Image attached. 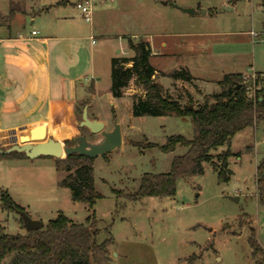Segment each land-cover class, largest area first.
I'll return each instance as SVG.
<instances>
[{
    "label": "rangeland",
    "instance_id": "374dc122",
    "mask_svg": "<svg viewBox=\"0 0 264 264\" xmlns=\"http://www.w3.org/2000/svg\"><path fill=\"white\" fill-rule=\"evenodd\" d=\"M61 1L68 4L55 6ZM80 1L0 0V15L14 10L26 23L28 15L39 13L42 17L44 8L52 6L51 16L68 14L86 33L89 25L75 8ZM166 2L92 0V24L101 21L103 30L93 33V47L89 41L77 42L82 64L89 61L90 51L94 56V76L85 70L79 83L88 86L94 79V92L88 99L97 114L95 120L104 124L105 131L119 125L122 135L120 148L92 159L94 186L101 196L94 207L72 202L69 190L58 186L66 172L57 169L51 158L0 159V191H6L29 218L43 225L59 214L75 224H85L94 213L100 231L97 241L106 239V232L113 240L108 247L109 264H264L260 258H251L247 242L252 230L264 251V204L257 200L255 185L256 168L264 158V124L246 128L232 138L226 181L216 168L217 156L227 149L223 146L211 151V161L203 164V175L177 181L174 197L126 199L137 191L144 174L168 173L172 159L185 153L181 147L163 153L160 147L169 137H193L188 117H133V98H144L135 80L128 85V97L110 96V62L132 55L126 47L128 39L146 41L160 54L150 59V65L157 71L154 81L167 92L175 93L174 85H170L175 81L169 75L180 66L190 68L198 77L197 82L185 84L191 97L184 100L183 107L190 101L188 107L197 108L206 97L219 93L218 83L225 75L241 73L246 82H254L257 75L264 78V43L253 42L249 35L264 36V0H170L171 6ZM191 6L197 9L192 16L178 9ZM223 7L231 11H221ZM205 10L208 15L200 16ZM177 90L182 93V88ZM21 135V131L11 134L0 147L19 143ZM76 136L91 142L99 137L84 128H76ZM46 138L55 140L43 136ZM149 144L154 147H147ZM235 198L237 202L232 201ZM0 228L7 235L26 233L16 213L1 209Z\"/></svg>",
    "mask_w": 264,
    "mask_h": 264
},
{
    "label": "trees",
    "instance_id": "16d2710c",
    "mask_svg": "<svg viewBox=\"0 0 264 264\" xmlns=\"http://www.w3.org/2000/svg\"><path fill=\"white\" fill-rule=\"evenodd\" d=\"M63 2H61L62 4ZM213 11L211 14H214ZM12 10L7 16H1L2 22L11 20ZM133 57L115 58L110 62V93L120 99L132 80L141 87L144 98H133L131 112L133 117H188L193 126V137L187 140L182 136H171L160 147L163 153H171L176 147L185 149V153L172 159L170 171L165 174H144L136 192L126 196L129 201H138L146 197L172 198L176 193V183L180 179L203 175V164L211 161V151L226 146L227 149L217 156L218 175L226 181L230 175L228 159L233 155L230 141L246 128L264 124V78L257 75L254 82H246L241 74L225 75L218 83L221 91L205 98L204 104L188 109L167 96L162 86L154 81L155 69L150 65L151 49L143 40L127 41ZM129 66V67H128ZM169 77L173 81L191 83L194 79L188 70L181 68L173 71ZM258 86L261 90L258 91ZM253 89L252 97L248 94ZM81 115V110H77ZM72 140L64 141L71 145ZM147 147H154L153 144ZM20 157L13 153L0 159ZM52 159V158H51ZM57 169L66 175L58 183L69 190L74 203L86 204L92 209L101 196L94 186L92 159L71 155L54 160ZM256 197L264 204V158L256 168ZM117 195H119L117 193ZM0 209L5 212H24L6 191H0ZM20 225L22 224L19 218ZM94 213L85 220V224H75L62 214L50 220L39 230L24 235H7L0 228V264H109L108 247L113 240L108 237L102 242ZM251 258L264 260V251L258 244L254 231H250L247 240ZM192 259H190L191 261ZM254 264H262L255 262Z\"/></svg>",
    "mask_w": 264,
    "mask_h": 264
},
{
    "label": "crops",
    "instance_id": "0c3cea01",
    "mask_svg": "<svg viewBox=\"0 0 264 264\" xmlns=\"http://www.w3.org/2000/svg\"><path fill=\"white\" fill-rule=\"evenodd\" d=\"M61 2L63 3H56L55 6L68 4L66 1ZM51 7L44 8L43 19L37 13L28 15L30 18L26 23L22 22L17 14L7 22L0 20V144L11 134L19 131L27 132L30 137L29 131L38 132L40 127L43 128L45 135L52 136L55 140L73 139L78 128L79 106L82 107L81 112L87 106L89 119L97 118L93 104L88 99L94 92V79H91L88 86L79 83L84 78L85 70H89L91 78L94 76L93 52L89 53L88 69V62L86 64L85 60L82 64L78 59L80 52L77 42L89 41L93 47V33L103 30L100 26L102 22L96 20L94 24L92 21L86 23L89 30L82 33L81 28L70 20L68 14L59 13L51 16L49 12ZM189 8L194 10L189 16L194 15L197 9L192 6ZM199 15L204 17L208 12L205 10L204 14L199 12ZM32 31L37 34L32 36ZM126 47L128 48V44ZM158 55L160 56L151 50V58L156 59L154 57ZM132 57L133 53L121 58ZM196 67L200 68L199 63ZM181 68L188 70L194 81H198V77L193 75L190 68L180 66L179 69ZM157 83L160 84L159 81ZM185 84L188 83L175 81L170 84L174 85L176 94L177 89L182 88V93L178 95L167 92L160 85L167 96L183 107L184 100L191 97V92ZM126 92L127 89L122 98L128 97ZM110 96L112 97L111 93ZM41 131L40 129L39 132Z\"/></svg>",
    "mask_w": 264,
    "mask_h": 264
},
{
    "label": "water",
    "instance_id": "95a60500",
    "mask_svg": "<svg viewBox=\"0 0 264 264\" xmlns=\"http://www.w3.org/2000/svg\"><path fill=\"white\" fill-rule=\"evenodd\" d=\"M166 4L171 6L170 0H167ZM175 7V6H173ZM182 13L191 15L194 10L191 8L181 9L178 8ZM221 11H231L228 7H223ZM202 14L205 11H201ZM258 91L261 87L258 86ZM189 110L192 109L191 106L188 107ZM78 128L86 129L92 135H98L96 141H87L83 136H76L72 139V143L69 146L64 145L59 141H55L52 138H46L43 140V128L42 131L37 132V130L29 131V137H27V132H23V135L18 137V142L11 145L6 149L0 147V155L7 156L13 153L23 154L25 158L29 160H34L37 158H52L53 160H60L71 155H78L94 159L97 157H104L107 154L120 148L122 145V135L120 127L114 124V127L110 131L104 130V124L95 119H89L87 116V106H85L81 112L80 122L78 123ZM232 201L237 202L238 200L232 199ZM16 214L21 218V226L24 228L25 232H32L39 230L43 227L41 221L32 220L24 212H16ZM2 234H0L1 236Z\"/></svg>",
    "mask_w": 264,
    "mask_h": 264
},
{
    "label": "built area",
    "instance_id": "2783aa9c",
    "mask_svg": "<svg viewBox=\"0 0 264 264\" xmlns=\"http://www.w3.org/2000/svg\"><path fill=\"white\" fill-rule=\"evenodd\" d=\"M75 8L78 10L80 17L83 19L85 23H91L92 21V14H93V3L92 0H81L77 4H75ZM35 31L31 32V35H36ZM250 37L253 42H262L264 43V36L261 37L259 34L250 32ZM253 89L249 92L248 96H253Z\"/></svg>",
    "mask_w": 264,
    "mask_h": 264
},
{
    "label": "bare ground",
    "instance_id": "6f19581e",
    "mask_svg": "<svg viewBox=\"0 0 264 264\" xmlns=\"http://www.w3.org/2000/svg\"><path fill=\"white\" fill-rule=\"evenodd\" d=\"M27 137H28V135H27Z\"/></svg>",
    "mask_w": 264,
    "mask_h": 264
}]
</instances>
